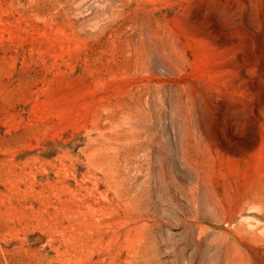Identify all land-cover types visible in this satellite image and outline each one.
Listing matches in <instances>:
<instances>
[{
    "label": "rangeland",
    "instance_id": "obj_1",
    "mask_svg": "<svg viewBox=\"0 0 264 264\" xmlns=\"http://www.w3.org/2000/svg\"><path fill=\"white\" fill-rule=\"evenodd\" d=\"M0 264H264V0H0Z\"/></svg>",
    "mask_w": 264,
    "mask_h": 264
}]
</instances>
